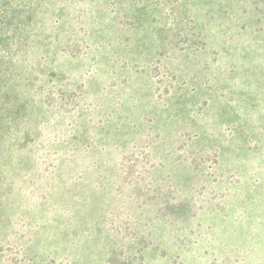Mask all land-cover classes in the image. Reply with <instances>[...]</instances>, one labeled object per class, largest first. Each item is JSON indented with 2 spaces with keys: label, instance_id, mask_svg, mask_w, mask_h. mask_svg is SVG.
Instances as JSON below:
<instances>
[{
  "label": "rangeland",
  "instance_id": "rangeland-1",
  "mask_svg": "<svg viewBox=\"0 0 264 264\" xmlns=\"http://www.w3.org/2000/svg\"><path fill=\"white\" fill-rule=\"evenodd\" d=\"M42 18L0 60V264H264V0Z\"/></svg>",
  "mask_w": 264,
  "mask_h": 264
},
{
  "label": "trees",
  "instance_id": "trees-1",
  "mask_svg": "<svg viewBox=\"0 0 264 264\" xmlns=\"http://www.w3.org/2000/svg\"><path fill=\"white\" fill-rule=\"evenodd\" d=\"M55 0H0V34L3 33L13 34L17 41L13 40V37H9L5 40L9 50L3 48L4 40H0V60L4 62H11L14 60L17 51H20V45L25 46L27 41L32 40V32L39 20L43 21L42 16L47 15L48 5L53 4ZM74 0H66L71 3ZM40 21V22H41ZM0 36V37H1ZM24 37V39H22ZM19 39V40H18ZM22 42V43H21ZM21 46V47H22ZM15 49L16 53L12 55L11 50Z\"/></svg>",
  "mask_w": 264,
  "mask_h": 264
}]
</instances>
